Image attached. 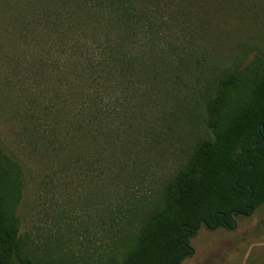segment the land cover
I'll return each instance as SVG.
<instances>
[{
  "label": "trees",
  "instance_id": "1",
  "mask_svg": "<svg viewBox=\"0 0 264 264\" xmlns=\"http://www.w3.org/2000/svg\"><path fill=\"white\" fill-rule=\"evenodd\" d=\"M250 3L0 0V110L16 128L0 138V264H181L201 226L264 205V22ZM14 143L65 190L104 182L102 248L21 231L31 171Z\"/></svg>",
  "mask_w": 264,
  "mask_h": 264
},
{
  "label": "rangeland",
  "instance_id": "2",
  "mask_svg": "<svg viewBox=\"0 0 264 264\" xmlns=\"http://www.w3.org/2000/svg\"><path fill=\"white\" fill-rule=\"evenodd\" d=\"M243 1H251L252 4L247 6L248 20L259 30L261 21L264 22V0ZM260 36L264 39L263 32L259 33V38ZM186 38L187 36L182 35L177 41H180L178 42L180 44ZM2 101L5 102V99L0 97L1 104ZM9 101L10 99L7 100L8 107ZM172 102L167 104V126L174 121L173 116L170 115ZM15 130L11 116L0 110V138L13 140L12 133ZM13 145L18 146L16 143ZM17 148L21 153L18 154L19 157L24 163L28 162L31 171L17 213L21 222V231L26 233L32 242L41 245L42 243L54 245L53 236L58 235L62 237L66 246L73 244L74 249L86 244L87 239L90 240L89 247L102 248L101 246L107 241L104 230L106 226L100 224L99 217H104L102 206L111 193L105 189L100 190L104 182L97 179L95 183H88L85 187L73 183L68 190H65L61 179L52 177V182L46 180L44 174L50 173V168L47 169L49 172H45L46 169L38 159H26L21 149ZM172 158L173 156L167 153V172L174 167ZM153 165V161L149 162V166L153 167ZM162 167V164H157L153 169L155 172L159 171L158 176L161 175ZM112 195L113 193L110 196ZM232 218L234 226L230 229L219 227L208 230L201 226L197 234L190 239L194 253L185 258L181 264H264V205L248 215ZM69 220L70 227L66 224ZM73 231L77 233L73 234ZM77 236L79 238L76 241Z\"/></svg>",
  "mask_w": 264,
  "mask_h": 264
},
{
  "label": "water",
  "instance_id": "3",
  "mask_svg": "<svg viewBox=\"0 0 264 264\" xmlns=\"http://www.w3.org/2000/svg\"><path fill=\"white\" fill-rule=\"evenodd\" d=\"M261 127H262V126H261ZM262 144H263V143H262ZM253 148H254V146L251 147V149H253ZM243 159H244V157H243ZM243 159H242V160H243ZM200 224H201V222L199 223V225H200Z\"/></svg>",
  "mask_w": 264,
  "mask_h": 264
}]
</instances>
